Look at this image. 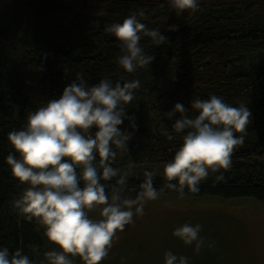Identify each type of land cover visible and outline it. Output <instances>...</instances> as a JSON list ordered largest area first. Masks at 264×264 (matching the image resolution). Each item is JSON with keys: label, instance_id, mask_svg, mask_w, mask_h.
Masks as SVG:
<instances>
[{"label": "trees", "instance_id": "obj_1", "mask_svg": "<svg viewBox=\"0 0 264 264\" xmlns=\"http://www.w3.org/2000/svg\"><path fill=\"white\" fill-rule=\"evenodd\" d=\"M198 2L199 11L177 16L168 0H0V247L23 248L37 261L54 247L37 223L24 220L12 208L11 201L25 186L6 163L14 151L7 136L26 124L28 111L61 95L77 72L89 85L105 77L141 83L126 109L135 115L138 130L129 141V152L116 160L114 166L121 170L163 165L172 158L181 140H167L160 129L171 131L174 121L164 113L175 103L189 107L192 98L212 94L233 106L245 103L251 122L243 146L233 153L231 169L224 173L226 181L213 187L214 175L210 176L199 193L186 189L185 197L264 202V0ZM140 9L145 12L144 18L138 17L141 22L159 29L170 43L154 46L150 38H142L145 51L155 59L127 73L116 63L118 42L104 27L122 23ZM172 25L178 30L168 31ZM41 66L44 70L38 71ZM64 67L70 69L67 75ZM120 127L132 131L127 120ZM142 180L130 183L138 186ZM162 183L163 171L156 175L155 187ZM162 194L180 196L172 190Z\"/></svg>", "mask_w": 264, "mask_h": 264}, {"label": "clouds", "instance_id": "obj_2", "mask_svg": "<svg viewBox=\"0 0 264 264\" xmlns=\"http://www.w3.org/2000/svg\"><path fill=\"white\" fill-rule=\"evenodd\" d=\"M168 5L177 16L200 10L198 0H168ZM138 17H145L143 9L127 15L122 23L104 27L116 38L120 50L116 63L127 73L148 67L155 59L145 51L142 38H150L154 46L170 43L159 29L148 28ZM176 30L177 25L168 29ZM37 70L43 71V66ZM69 71L64 67L65 75ZM140 87L138 79L121 83L107 77L89 85L77 72L61 95L28 111L26 124L8 133L14 151L6 156V163L25 186L11 201L12 208L24 220L37 223L54 247L38 261L24 254L23 248L0 247V264H74L75 257L82 264H101L117 232L134 223L135 216H143L148 201L157 200L165 190L178 192L181 199L186 189L199 193L200 185L213 175V187L226 181L224 173L232 167L233 153L244 144L252 113L245 103L233 106L215 94L192 98L189 107L177 102L164 113L174 123L171 131L161 127V135L169 141L179 136L181 143L164 164L159 189L155 171L145 170L137 186L130 183V172L114 166L129 152V141L138 130L135 115H128L126 109ZM125 120L132 131L120 127ZM202 230V225L186 222L172 234L184 245H194L199 254L206 244ZM207 247L213 248L214 242ZM32 250L40 255L35 247ZM164 264H189V257L168 250Z\"/></svg>", "mask_w": 264, "mask_h": 264}, {"label": "rangeland", "instance_id": "obj_3", "mask_svg": "<svg viewBox=\"0 0 264 264\" xmlns=\"http://www.w3.org/2000/svg\"><path fill=\"white\" fill-rule=\"evenodd\" d=\"M163 165H146L128 170L130 179H143L145 170L163 171ZM143 216L117 232L109 256L101 264H164L165 251L189 257V264H264V202L254 198L221 199L199 197L183 199L161 194L148 201ZM97 217L98 214H91ZM202 225L206 240L199 254L194 245L186 246L173 236L183 223ZM214 242V247H207ZM75 264H82L75 257Z\"/></svg>", "mask_w": 264, "mask_h": 264}, {"label": "water", "instance_id": "obj_4", "mask_svg": "<svg viewBox=\"0 0 264 264\" xmlns=\"http://www.w3.org/2000/svg\"><path fill=\"white\" fill-rule=\"evenodd\" d=\"M112 1H118V2H136L138 0H112Z\"/></svg>", "mask_w": 264, "mask_h": 264}]
</instances>
